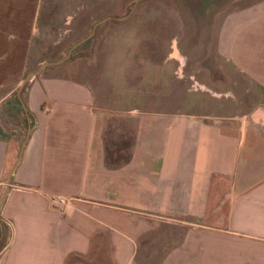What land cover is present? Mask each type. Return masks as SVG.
Listing matches in <instances>:
<instances>
[{"label": "crops", "instance_id": "1", "mask_svg": "<svg viewBox=\"0 0 264 264\" xmlns=\"http://www.w3.org/2000/svg\"><path fill=\"white\" fill-rule=\"evenodd\" d=\"M81 2L100 11L84 10L74 29L73 13L65 22L79 36L93 21L94 30L48 63L34 47L44 0H0V264H264V0L218 25L202 10L121 16L129 0ZM121 18L169 31L159 60L178 69L190 60V76L206 86L193 95L200 100L105 110L88 79L52 70ZM110 118L132 136L122 156L107 142ZM178 224L188 227L175 236Z\"/></svg>", "mask_w": 264, "mask_h": 264}, {"label": "rangeland", "instance_id": "2", "mask_svg": "<svg viewBox=\"0 0 264 264\" xmlns=\"http://www.w3.org/2000/svg\"><path fill=\"white\" fill-rule=\"evenodd\" d=\"M81 1L44 0L43 13H46L48 18L46 21L42 19L41 26L37 31L36 43L34 44L37 59L41 58L44 59L43 62H46L65 57L77 41L94 30L95 21H93L90 28L87 27L84 31L80 29V32H83L80 36L72 33L74 31L71 29L77 28V25L85 21L81 19L80 15L84 10L92 12L98 9L96 8L98 7L97 3ZM184 1L186 6L181 5L180 9L214 13V20L218 25L222 16L228 11L257 0ZM135 2L136 0H129L127 4L122 3V8L115 11L114 14L124 16L130 13L131 10L143 14L144 11L163 10L169 12L179 9L173 0H138L136 5ZM98 10L100 11V9ZM110 11H112L111 8H104L103 16L108 15ZM70 13H73L76 17L71 29H69L70 25L65 22L66 16ZM155 30L149 27L148 32L146 31L145 19L129 20V18H121L119 23L107 21L103 26L95 29L89 42H83V44L73 49L69 58L50 66H58V69H52L57 73L88 79L95 89L96 103L105 110L125 111L133 109L134 106L140 107L141 110L187 109L190 106L187 103L195 98L198 101L202 97H195L193 96L194 93L200 92L202 89L205 90L206 86L194 76H190L189 72L193 70L190 66V60L184 59L186 65L180 69L177 68L178 64H176L177 60L175 59L174 65L171 62L164 63L160 61V58L166 55L170 48L167 41L169 31L166 29L163 31L160 29ZM145 38L147 43H145ZM92 44L95 47L90 50ZM144 48L147 49L144 50ZM172 67H175V71ZM179 75L183 77L177 83L175 80ZM205 77H208V75ZM162 79L171 81L165 84L161 83ZM177 86L179 89L183 86L186 93L193 92V94H189L191 98L167 97L166 95H176ZM167 88L169 91H166ZM199 106L202 105L197 104V108ZM203 106L208 107L207 104ZM209 112L211 114L218 113L212 110H209ZM106 137L110 148L115 151V156L117 151H120L121 154L119 155L121 156L122 152H126V145L132 138L123 124H118L113 118H110L107 124ZM185 226L174 225V227H170V232L175 236H180L184 229L187 230L188 224ZM69 264L86 263L73 259Z\"/></svg>", "mask_w": 264, "mask_h": 264}, {"label": "water", "instance_id": "3", "mask_svg": "<svg viewBox=\"0 0 264 264\" xmlns=\"http://www.w3.org/2000/svg\"><path fill=\"white\" fill-rule=\"evenodd\" d=\"M58 61H60V60H58ZM58 61H57V60H56V61H50V62H48V63H56V62H58ZM45 65H46V64H44V65L39 69V71H41V70L45 67ZM39 71H38V72H39ZM27 140H28V136L26 137L25 141L23 142L22 147H21V151H20L19 158H18L17 162L14 164V166H13V168H12L11 175H10V179H9V181H8L7 190H6V192H5L4 198L6 197V195H7V193H8V190H9V188H10V183H11V180H12V175H13L14 170H15V168H16V166H17V164H18V162H19V160H20V158H21V156H22V153H23V150H24V147H25V145H26Z\"/></svg>", "mask_w": 264, "mask_h": 264}, {"label": "built area", "instance_id": "4", "mask_svg": "<svg viewBox=\"0 0 264 264\" xmlns=\"http://www.w3.org/2000/svg\"><path fill=\"white\" fill-rule=\"evenodd\" d=\"M58 200L61 204H66L70 201V198H67L65 196H58Z\"/></svg>", "mask_w": 264, "mask_h": 264}]
</instances>
